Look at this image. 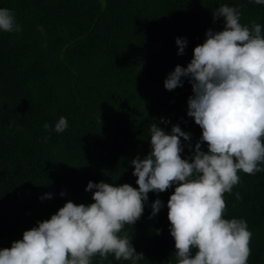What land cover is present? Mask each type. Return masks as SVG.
Listing matches in <instances>:
<instances>
[{
    "label": "trees",
    "instance_id": "16d2710c",
    "mask_svg": "<svg viewBox=\"0 0 264 264\" xmlns=\"http://www.w3.org/2000/svg\"><path fill=\"white\" fill-rule=\"evenodd\" d=\"M221 5L264 32V5L253 0H0L21 27L0 32V249L69 201L93 203L89 181L138 189L131 161L151 152L154 122L190 133V141L181 138V158L192 154L187 145L194 149L202 135L187 115L192 86L182 78L183 86L169 91L164 81L177 65L187 67L208 30H223V18L213 20ZM178 37L188 41L182 56ZM60 117L68 127L57 133ZM238 175L223 194V217L246 221L247 264H264V171ZM174 190L150 192L141 218L121 230L144 256L137 264H178L167 209ZM156 199L165 206L151 217ZM91 264L131 261L97 254Z\"/></svg>",
    "mask_w": 264,
    "mask_h": 264
},
{
    "label": "clouds",
    "instance_id": "9594fccd",
    "mask_svg": "<svg viewBox=\"0 0 264 264\" xmlns=\"http://www.w3.org/2000/svg\"><path fill=\"white\" fill-rule=\"evenodd\" d=\"M253 2L264 5V0ZM221 17L223 30H208L187 67L177 65L164 81L169 91L182 87V78L192 86L187 115L202 129L194 149L187 145L192 154L181 158V138L190 141V133L179 125L169 133L152 123L151 152L131 161L138 189L89 181L85 191L92 193L93 203L69 201L50 219L37 221L10 249H0V264H91L97 254L137 264L144 256L121 230L141 218L150 192L173 186L167 209L178 264H247L252 233L245 220L223 217V194L239 183L240 171H264L259 166L264 163V32L259 24L242 25L235 7H218L214 22ZM20 30L13 12L0 8V32ZM175 43L177 54L184 55L187 39L178 37ZM43 127L49 129L47 123ZM67 127V119L60 117L54 131ZM164 206L156 199L151 217ZM192 249H198L194 257Z\"/></svg>",
    "mask_w": 264,
    "mask_h": 264
}]
</instances>
